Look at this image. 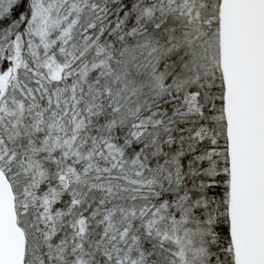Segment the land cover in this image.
Segmentation results:
<instances>
[{"label": "snow or ice", "instance_id": "obj_1", "mask_svg": "<svg viewBox=\"0 0 264 264\" xmlns=\"http://www.w3.org/2000/svg\"><path fill=\"white\" fill-rule=\"evenodd\" d=\"M0 264H264V0H0Z\"/></svg>", "mask_w": 264, "mask_h": 264}]
</instances>
